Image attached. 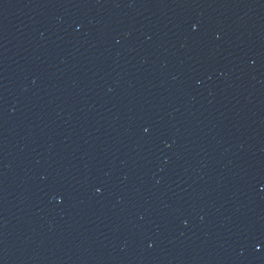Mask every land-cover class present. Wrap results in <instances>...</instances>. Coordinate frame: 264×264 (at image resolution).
<instances>
[{"label": "water", "instance_id": "water-1", "mask_svg": "<svg viewBox=\"0 0 264 264\" xmlns=\"http://www.w3.org/2000/svg\"><path fill=\"white\" fill-rule=\"evenodd\" d=\"M0 264H264V0H0Z\"/></svg>", "mask_w": 264, "mask_h": 264}]
</instances>
